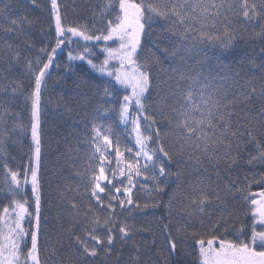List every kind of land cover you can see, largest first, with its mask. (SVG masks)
Returning a JSON list of instances; mask_svg holds the SVG:
<instances>
[{
    "label": "snow or ice",
    "instance_id": "obj_1",
    "mask_svg": "<svg viewBox=\"0 0 264 264\" xmlns=\"http://www.w3.org/2000/svg\"><path fill=\"white\" fill-rule=\"evenodd\" d=\"M32 2L35 4L36 0ZM50 5L56 37L50 52L41 48L42 55L33 61L22 57L18 47L14 48L11 43L0 49V64L9 55L16 63L25 59L32 79L27 95L18 80L0 82V93L13 98L24 96L30 105V125H24L17 118L8 130L7 117L18 114L0 102V167L4 174L0 196L8 200L0 204V264H45L39 246L43 217L41 101L50 66L62 45L68 47V67L74 61L86 62L95 72L131 90L130 94L123 95L118 116L129 140L134 139L133 146L113 135L110 125L95 123L101 109L92 117V135L85 141L88 144L86 166L77 172L84 186L82 198L87 203L82 206L70 200L68 206L69 213L74 218L83 215L86 224L83 235H72L80 255L95 258L100 250L110 253L117 238L127 239L133 226L119 219L117 204L129 213L158 207V201L142 205L135 199L133 190L137 185L145 188L146 182L151 181L153 191L163 192L161 185L174 175L170 165L187 161L197 173V179L183 189L181 206L189 217L205 212L206 206L216 201L222 208L226 207L222 191L241 193L246 212L251 215L250 233L241 225L235 235H230L231 213L221 216L207 234L193 230L191 236L198 249V264H264V191L253 193L250 188L253 182L264 185V177L253 176L251 180L246 177V183L239 185L229 181L221 190L213 191L206 183L210 180L209 169L204 167L210 165L211 170L219 174L222 165L231 166L236 162L243 143H253L259 148L249 163L257 160L264 163V140L256 135L259 132L264 136V81L258 97L262 104L259 111L254 112L248 106L257 98V88L250 86L246 77L239 72L230 75L223 68L212 71L186 65V57L181 54L201 46L228 49L240 35V25L259 26L260 31H254L253 36L264 41V24L259 23L264 21V0H104L100 12H93L91 25L66 24L58 0H50ZM7 11L8 5L0 7V16H7ZM27 20V17L11 19L7 27L0 25V30L22 31ZM161 22L165 31L176 37L178 47H174L170 55L180 63L172 68L171 74L165 71L167 80L156 86L161 98L154 112L146 96V93L151 95L153 74L148 63L141 59L140 51L146 29ZM74 43L76 48L71 47ZM97 46L103 55L99 63L93 60L96 55L93 48ZM164 51L169 53V49ZM261 69L264 70V64ZM7 70H12L11 63ZM114 92L105 82L104 95L111 97ZM177 96L179 101L175 99ZM3 99L6 97H0V101ZM133 105L135 110L130 111ZM15 131L30 133L31 146L28 162L12 168L5 143L9 132ZM172 137L175 140L170 144L168 140ZM175 175L179 180L180 174ZM76 191L79 193L78 187ZM96 206L107 211L100 215L95 211ZM164 231H168L167 225ZM187 231L188 225L177 228L178 234ZM166 239L171 252H175L176 239L170 233Z\"/></svg>",
    "mask_w": 264,
    "mask_h": 264
},
{
    "label": "trees",
    "instance_id": "obj_2",
    "mask_svg": "<svg viewBox=\"0 0 264 264\" xmlns=\"http://www.w3.org/2000/svg\"><path fill=\"white\" fill-rule=\"evenodd\" d=\"M58 3L62 5L61 10L66 24L91 25L94 22L93 12H100L104 0H58ZM4 5H8V11L7 16H0V25L7 27L11 19L27 17L28 20L23 23L22 31L6 33L0 30V49H3L6 43H11L14 48L18 47L22 57L33 61L42 55L41 48H46L50 52L55 46L56 39L50 0H36L35 4L32 0H0V7ZM259 23L264 24V21ZM238 27L240 35L228 49L201 46L190 53L182 52L181 54L186 57L184 61L186 65L212 71L223 68L230 75L239 72L246 77L250 86L257 88V98L248 106L255 112L259 111L262 104L258 97L259 88L264 81V70L261 69V64H264V51H262L264 41L253 36L254 31H260L259 26L253 28V25L248 24ZM141 43V59L148 63L153 74L151 95L146 93L147 103L155 112L161 98L157 94L156 86L162 85L167 80L165 71L171 74L172 68L180 63L178 58L170 55L171 50L178 45L176 37L165 31L162 22L154 23L151 28L146 29ZM29 44L32 47H28ZM71 47L77 46L74 43ZM164 49H169V53H166ZM93 52L96 54L93 56L96 63L103 60L98 46L93 48ZM67 56L68 47L62 45L50 66L41 101L43 153L40 175L43 217L39 246L41 260L45 264H73V262L135 264L138 258H141V264H198V249L191 232L195 230L199 234L209 233L212 225L227 213H231L230 235H235L236 229L241 225H244L246 231L250 233L251 215L246 212L247 206L241 193L225 194L222 191L226 207L222 208L220 202L216 201L207 205L205 212H197L192 217L182 210L183 189L197 179V173L187 161H180L170 165L174 175L166 179V182L161 185L164 191L152 198L149 203L158 201L159 206L138 212L137 216L141 215L143 218L137 220L134 236L125 240L117 238L110 253L106 254L102 250L95 258L81 256L78 252L79 246L75 244L72 235L73 233L83 235L86 224L83 215L74 218L69 213L68 206L70 200H76L82 206L87 203L82 198L84 186L77 172L83 171L86 166L88 144L85 141L92 135V117L98 108L102 110L109 105L110 121L108 122H110L112 133L118 135L117 117L120 102L123 95L130 93L127 89L116 85L114 80L95 72L86 62L74 61L68 67ZM44 59L46 60L47 57L45 56ZM9 63L12 65L11 71L7 70ZM0 67L3 68L0 72V82L7 84L18 80L23 85L24 94L27 95L32 88V79L26 70V60L22 59L16 63L9 55ZM105 82L112 83L115 89L112 102L109 104L105 102L103 96ZM0 97H6L0 102L18 114L7 117L6 129L10 130L13 120L17 118L24 125H30V105L25 102L24 96L16 95L13 98L10 94L0 93ZM175 99L179 101L178 96ZM99 116L100 113L95 120L96 124ZM256 135L264 140V136H261L259 132ZM244 139L247 140V137L245 136ZM174 140V137L169 138L168 143H174ZM30 146V133L9 132L5 148L10 167H22L28 162ZM258 152L259 148L255 144L243 143L236 162L231 166L222 165L219 174L211 170L210 165L205 164L204 167L209 169L207 175L210 176V180L206 183L210 189L221 190L223 186L229 184V181H235L238 185L246 183V177L248 180H251L253 176L257 179L264 177V163L259 160L249 163L251 157ZM233 155L236 154L233 153ZM175 173L180 174L179 180L176 179ZM3 176L2 167H0V182L3 181ZM217 185L220 188H217ZM77 187L79 193L76 191ZM250 188L253 193L264 191V185L255 182L251 183ZM28 195L31 196L30 186ZM7 202V199L0 196V204ZM95 211L103 215L98 206ZM126 218L119 219L122 221ZM165 225L168 226L167 232L164 231ZM186 225H188V231L178 234L177 228H184ZM169 233L177 242L175 252H171L167 243L166 238ZM117 237H119L118 230Z\"/></svg>",
    "mask_w": 264,
    "mask_h": 264
},
{
    "label": "rangeland",
    "instance_id": "obj_3",
    "mask_svg": "<svg viewBox=\"0 0 264 264\" xmlns=\"http://www.w3.org/2000/svg\"><path fill=\"white\" fill-rule=\"evenodd\" d=\"M109 84L113 88V84L112 83H109ZM127 90L130 93L131 90L130 89H127ZM103 96H104V100H105V102L107 104L112 102V96L111 97H107L104 94H103ZM103 109H108V111L104 112ZM103 109L100 112L99 121L97 122V124H103L105 126H109L110 122H108V120L110 121V118H109L110 117V112H109L110 106L106 105ZM134 110H135V108H134V105H133V107L130 108V111H134ZM117 125H118V128H119V133H118V135H115V136H120L123 143H127L130 146H133L134 145V139L129 140L128 134L125 131V126L123 124H121L120 121H119V116L117 117ZM129 128H130V125H129ZM160 179H163V177H161ZM146 183L148 185L147 187L141 188L139 185H137V187L133 190L134 193H135V199L138 200L142 205L145 202L150 203L152 198H154V197H156L157 195L160 194V193H157V192L152 190L151 181H148ZM93 203L95 204V201H93ZM98 209H99L100 212H102V214H104L107 211L106 209L99 208V206H98ZM142 210L143 209L133 210L132 212L129 213L127 211L121 210L119 208L118 204H117L116 213H117L119 218L121 217V218L125 219L128 216L131 217V218H126V220H122V221H126L128 224L133 226V232H132V234L129 237L134 236V232L136 231V224L138 222L137 220H139L140 218H143V217H141V215L137 216L138 212H141ZM256 227L259 228L261 226L257 225ZM101 251L102 250H100L99 252H101ZM134 263L135 264H141V258L136 259V261Z\"/></svg>",
    "mask_w": 264,
    "mask_h": 264
}]
</instances>
